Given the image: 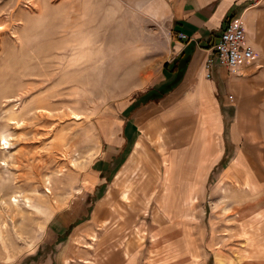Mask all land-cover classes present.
Here are the masks:
<instances>
[{
    "label": "rangeland",
    "instance_id": "rangeland-1",
    "mask_svg": "<svg viewBox=\"0 0 264 264\" xmlns=\"http://www.w3.org/2000/svg\"><path fill=\"white\" fill-rule=\"evenodd\" d=\"M170 41L168 23L130 0H0V264H38L54 232L77 252L68 264H98L153 248L154 230L164 264H264V158L248 192L215 170L196 201L198 177L156 175L166 138H148L145 207L136 190L131 205L114 191L130 152L118 158L108 129L161 86Z\"/></svg>",
    "mask_w": 264,
    "mask_h": 264
},
{
    "label": "crops",
    "instance_id": "crops-1",
    "mask_svg": "<svg viewBox=\"0 0 264 264\" xmlns=\"http://www.w3.org/2000/svg\"><path fill=\"white\" fill-rule=\"evenodd\" d=\"M130 1L138 7H146L156 18L168 23L171 49L166 62L188 58V64L180 81L164 97L145 101L128 120L121 121L122 125L114 121L113 132L108 129L110 143L119 151L118 158L121 156L123 160L130 152L127 162L115 173L114 191L131 205L133 200L130 199L136 198L131 192L136 190L137 196L141 194L144 198L142 207H145L147 189H150L145 185L144 177L148 172L142 163L145 142L150 138L157 143L165 137L156 175L162 176L166 167L170 173L175 170L176 174L198 177L194 187L198 195H195L196 201L201 199L202 190H206L215 170H219L222 184L236 182L237 189L248 192L249 182L253 181L249 176L260 167L252 160L264 158V0H257L256 5H251L249 0ZM259 6L261 9H253ZM240 15L245 23L246 43L254 50V56L233 70L218 63L208 69L206 62L210 51L206 47L214 45L231 16ZM179 64L176 63L178 67ZM171 67L159 85L174 77ZM215 67H218V74L212 75L211 69ZM230 95H233L232 100ZM95 173L92 177L98 176ZM134 176L140 179L135 186L131 181ZM89 179L92 184L87 183V186L94 188L93 180ZM186 185L182 183L184 190L188 188ZM240 203L241 208L245 207L247 198L241 199ZM104 208H110L105 200L96 209V219ZM117 214L113 219L104 220L103 227L122 218L119 211ZM154 232L153 248L130 246L129 253H125L123 247L118 248L98 264H164V248L157 244L162 233ZM57 238L55 232L50 233L46 240L55 242L56 250L51 249L48 257L38 264H68L67 256L77 255V252L71 253V248H65L67 242H58ZM73 239L70 235L68 244ZM262 249L264 254V247Z\"/></svg>",
    "mask_w": 264,
    "mask_h": 264
},
{
    "label": "built area",
    "instance_id": "built-area-1",
    "mask_svg": "<svg viewBox=\"0 0 264 264\" xmlns=\"http://www.w3.org/2000/svg\"><path fill=\"white\" fill-rule=\"evenodd\" d=\"M208 50L210 51L206 62L208 69L218 63L220 66L233 70L251 59L254 56V50L246 43V28L242 18L229 19L217 41ZM229 98L232 100L233 95Z\"/></svg>",
    "mask_w": 264,
    "mask_h": 264
},
{
    "label": "trees",
    "instance_id": "trees-1",
    "mask_svg": "<svg viewBox=\"0 0 264 264\" xmlns=\"http://www.w3.org/2000/svg\"><path fill=\"white\" fill-rule=\"evenodd\" d=\"M234 16H231V18H233ZM230 18V19H231ZM174 34H172V39H174ZM213 45L210 44L208 47L206 48H211ZM183 57V56H181ZM183 60V61H182ZM177 62H180V66L178 67L176 65ZM188 64V58L182 59V58H178L175 59L172 63H165L164 65V70L167 72V70H169L170 66L172 65L170 72L174 74V77L171 80H168L167 82H165L164 84H162L160 87H157L156 89H152L150 91H148L145 96H147V101H152V100H159L162 97L165 96V94L171 90L181 79L182 73L186 67V65ZM146 101V102H147Z\"/></svg>",
    "mask_w": 264,
    "mask_h": 264
},
{
    "label": "bare ground",
    "instance_id": "bare-ground-1",
    "mask_svg": "<svg viewBox=\"0 0 264 264\" xmlns=\"http://www.w3.org/2000/svg\"><path fill=\"white\" fill-rule=\"evenodd\" d=\"M6 143V142H5ZM172 194V193H171ZM171 196V195H170Z\"/></svg>",
    "mask_w": 264,
    "mask_h": 264
}]
</instances>
